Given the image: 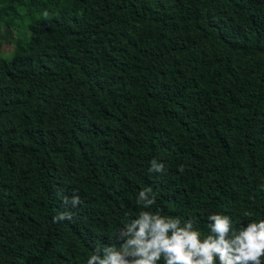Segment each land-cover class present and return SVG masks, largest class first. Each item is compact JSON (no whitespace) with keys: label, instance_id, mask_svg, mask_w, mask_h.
<instances>
[{"label":"trees","instance_id":"1","mask_svg":"<svg viewBox=\"0 0 264 264\" xmlns=\"http://www.w3.org/2000/svg\"><path fill=\"white\" fill-rule=\"evenodd\" d=\"M4 43L0 264L103 259L145 212L264 220V0H0Z\"/></svg>","mask_w":264,"mask_h":264},{"label":"clouds","instance_id":"2","mask_svg":"<svg viewBox=\"0 0 264 264\" xmlns=\"http://www.w3.org/2000/svg\"><path fill=\"white\" fill-rule=\"evenodd\" d=\"M162 168L163 165L152 162L153 170L159 172ZM140 199L146 206L154 203L144 192ZM71 203L75 206L79 198L74 197ZM209 219L214 221L209 228L215 235L201 242L200 234L192 230L191 223L179 228L178 220L165 222L159 216L142 213L139 220L121 233L122 238L134 235L126 239L120 251L106 248L103 259L93 256L88 264H156L162 254L164 264H215L216 257L220 264H260L259 258L264 255V220L249 224L239 234L233 231L232 237L226 239L230 231L229 218L213 215Z\"/></svg>","mask_w":264,"mask_h":264},{"label":"rangeland","instance_id":"3","mask_svg":"<svg viewBox=\"0 0 264 264\" xmlns=\"http://www.w3.org/2000/svg\"><path fill=\"white\" fill-rule=\"evenodd\" d=\"M13 40H14L16 43L19 42V33H15V37H14ZM12 45H13V44H12ZM4 46H5V43L2 44V46H1V51L4 49L5 53L2 55L1 52H0V57L3 56L4 59L9 60V59H11L13 49L11 48V50H9V49H8V45L5 46V47H4ZM13 48H14V46H13Z\"/></svg>","mask_w":264,"mask_h":264}]
</instances>
